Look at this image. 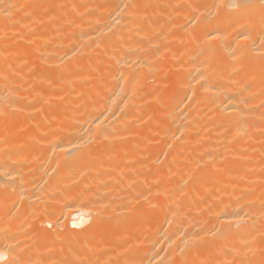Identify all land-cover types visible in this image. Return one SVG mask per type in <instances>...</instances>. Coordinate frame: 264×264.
Returning a JSON list of instances; mask_svg holds the SVG:
<instances>
[{
	"label": "bare ground",
	"instance_id": "1",
	"mask_svg": "<svg viewBox=\"0 0 264 264\" xmlns=\"http://www.w3.org/2000/svg\"><path fill=\"white\" fill-rule=\"evenodd\" d=\"M0 0V264H264V0Z\"/></svg>",
	"mask_w": 264,
	"mask_h": 264
},
{
	"label": "snow or ice",
	"instance_id": "2",
	"mask_svg": "<svg viewBox=\"0 0 264 264\" xmlns=\"http://www.w3.org/2000/svg\"><path fill=\"white\" fill-rule=\"evenodd\" d=\"M231 6H233V7H236V6H242V0H241V4H240V5L233 4V5H231Z\"/></svg>",
	"mask_w": 264,
	"mask_h": 264
}]
</instances>
